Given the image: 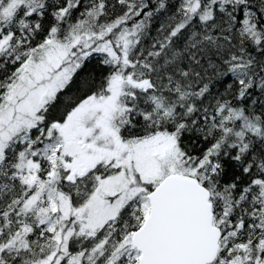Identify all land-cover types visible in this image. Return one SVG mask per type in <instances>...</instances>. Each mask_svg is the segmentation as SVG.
Listing matches in <instances>:
<instances>
[{
  "label": "snow or ice",
  "instance_id": "1",
  "mask_svg": "<svg viewBox=\"0 0 264 264\" xmlns=\"http://www.w3.org/2000/svg\"><path fill=\"white\" fill-rule=\"evenodd\" d=\"M0 264H264V0H0Z\"/></svg>",
  "mask_w": 264,
  "mask_h": 264
}]
</instances>
